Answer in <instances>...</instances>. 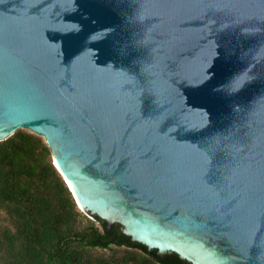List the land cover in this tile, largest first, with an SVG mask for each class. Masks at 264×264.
Returning a JSON list of instances; mask_svg holds the SVG:
<instances>
[{
	"label": "water",
	"instance_id": "1",
	"mask_svg": "<svg viewBox=\"0 0 264 264\" xmlns=\"http://www.w3.org/2000/svg\"><path fill=\"white\" fill-rule=\"evenodd\" d=\"M18 130L107 228L264 264V0H0V141Z\"/></svg>",
	"mask_w": 264,
	"mask_h": 264
},
{
	"label": "trees",
	"instance_id": "2",
	"mask_svg": "<svg viewBox=\"0 0 264 264\" xmlns=\"http://www.w3.org/2000/svg\"><path fill=\"white\" fill-rule=\"evenodd\" d=\"M0 207L10 220L0 229V264H191L82 212L43 138L25 130L0 141ZM111 247L125 251L93 254Z\"/></svg>",
	"mask_w": 264,
	"mask_h": 264
},
{
	"label": "rangeland",
	"instance_id": "3",
	"mask_svg": "<svg viewBox=\"0 0 264 264\" xmlns=\"http://www.w3.org/2000/svg\"><path fill=\"white\" fill-rule=\"evenodd\" d=\"M85 213V212H84ZM83 213V215H84ZM87 214V213H86ZM88 218L90 215H87ZM86 218V217H85ZM10 226V220H9V217L8 215L6 214V211L5 209L1 208L0 207V229L4 228V227H8ZM121 251H125L123 249H118L116 247H111V249L109 250H99V249H96V250H93V254L95 256H99V255H103V256H108L109 254H113L114 256H118V253L117 252H121ZM122 255V254H121Z\"/></svg>",
	"mask_w": 264,
	"mask_h": 264
}]
</instances>
